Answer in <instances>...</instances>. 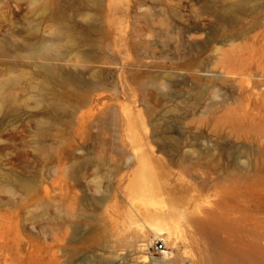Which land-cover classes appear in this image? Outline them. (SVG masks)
<instances>
[{
  "label": "rangeland",
  "instance_id": "rangeland-1",
  "mask_svg": "<svg viewBox=\"0 0 264 264\" xmlns=\"http://www.w3.org/2000/svg\"><path fill=\"white\" fill-rule=\"evenodd\" d=\"M263 237L264 0H0V264H264Z\"/></svg>",
  "mask_w": 264,
  "mask_h": 264
},
{
  "label": "bare ground",
  "instance_id": "bare-ground-1",
  "mask_svg": "<svg viewBox=\"0 0 264 264\" xmlns=\"http://www.w3.org/2000/svg\"><path fill=\"white\" fill-rule=\"evenodd\" d=\"M144 167H146V166H144ZM142 179H144V177H142ZM168 196V195H167ZM211 213V212H210ZM207 215V214H206ZM215 216V215H214ZM164 217V216H163ZM208 217H210V216H208ZM160 218V217H159ZM204 219V218H203ZM208 219V218H207ZM202 222V221H201ZM212 222V221H211ZM241 223V222H240ZM211 225V224H210ZM234 225H236V224H234ZM214 226V225H213ZM224 227V226H223ZM234 228H235V226H234ZM238 229V228H237ZM251 230V229H250ZM242 231H243V229H242ZM239 232V231H238ZM257 232V231H256ZM233 233V232H232ZM254 233H255V230H254ZM220 234V233H219ZM234 234V233H233ZM256 234V233H255ZM235 235V234H234ZM248 236H249V233H248ZM261 236H263V235H261ZM261 236L259 237V239L261 238ZM246 237V236H245ZM252 237V236H251ZM257 237V236H256ZM255 238V235H254V237H252L251 239V241H254L253 239ZM264 238V237H263ZM219 239V238H218ZM240 239V238H239ZM248 239H250V237L248 238ZM256 240V239H255ZM258 240V239H257ZM239 241V240H238ZM249 241V240H248ZM259 241V240H258ZM257 241V242H258ZM259 243H261V241H259ZM258 243V244H259ZM242 246V245H241ZM252 248H255L254 246L252 247ZM263 249V248H262ZM250 251H252V250H249V252ZM253 252V251H252ZM251 252V253H252ZM240 253V252H239ZM250 253V254H251ZM255 253V252H254ZM256 254H257V252H256ZM248 255V254H247ZM264 255V254H263ZM205 256V255H204ZM253 256V255H252ZM244 257V256H243ZM255 257V256H254ZM253 257V258H254ZM208 258V257H207ZM233 258V257H232ZM205 259V258H204ZM238 259V258H237ZM261 259V258H260ZM259 259V260H260ZM258 262V261H257ZM256 261H254L252 258H250V256L249 257H246V258H242V259H238V260H236L235 261V263H233V264H260V263H257ZM219 264H228V263H225V262H221V263H219ZM261 264H262V262H261Z\"/></svg>",
  "mask_w": 264,
  "mask_h": 264
},
{
  "label": "built area",
  "instance_id": "built-area-1",
  "mask_svg": "<svg viewBox=\"0 0 264 264\" xmlns=\"http://www.w3.org/2000/svg\"><path fill=\"white\" fill-rule=\"evenodd\" d=\"M156 249L157 250H161V249H163V245L160 243V244H158V245H156Z\"/></svg>",
  "mask_w": 264,
  "mask_h": 264
}]
</instances>
